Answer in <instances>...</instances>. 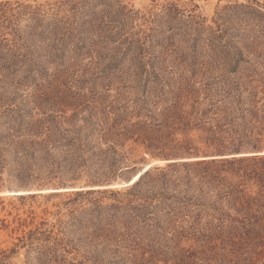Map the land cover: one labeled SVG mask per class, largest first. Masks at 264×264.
Listing matches in <instances>:
<instances>
[{
  "label": "rangeland",
  "instance_id": "obj_1",
  "mask_svg": "<svg viewBox=\"0 0 264 264\" xmlns=\"http://www.w3.org/2000/svg\"><path fill=\"white\" fill-rule=\"evenodd\" d=\"M261 75L264 0H0V264H143L133 262L150 257L143 245L164 258L173 236L202 246L193 234H87L74 220L89 205L71 201L77 191L125 192L149 164L264 154L218 153L206 102L172 109L178 93L205 90L183 77ZM115 121L143 127L110 148L100 125ZM52 227L35 234L43 251L24 245Z\"/></svg>",
  "mask_w": 264,
  "mask_h": 264
},
{
  "label": "trees",
  "instance_id": "obj_2",
  "mask_svg": "<svg viewBox=\"0 0 264 264\" xmlns=\"http://www.w3.org/2000/svg\"><path fill=\"white\" fill-rule=\"evenodd\" d=\"M122 26L119 30L125 27ZM108 35L114 37L113 34ZM144 65L147 63L142 64L143 73ZM149 75L154 80L160 79L154 71ZM197 79L183 77L182 83L190 89L200 84L205 90L178 93L172 109L179 108L183 98L197 104L208 103L213 112L209 130L220 142H217L221 147L218 153L264 149L263 137H259L264 136V75L239 79ZM214 85L222 87L215 91L212 90ZM142 127L141 123L131 127L120 121L110 126L100 125L103 137L110 139L107 142L110 148L120 142V138H127L133 130L140 132ZM180 165H183L184 171L177 169ZM180 165L155 167V171L150 169L125 192L77 191L76 198L71 202L80 201L83 207L86 204L89 206L83 213L87 217L74 222H78L87 234L171 232L203 237L202 246L185 248L173 236L171 258L155 253V249H150L155 248L152 244H147L148 250L143 245L145 252L152 253L149 258L135 259L134 263L264 264V154ZM142 184L147 185V191L137 190ZM106 197L113 201L106 204ZM133 225H136V231L131 228ZM29 234V239H22L24 245L41 252L46 248L47 240L37 238L35 234H56V231L53 227L45 230L38 228ZM137 238L142 240L140 236ZM131 242L135 243L132 246L134 250L142 248L140 240ZM57 248L64 247L57 243ZM95 257L94 263L101 264L100 259Z\"/></svg>",
  "mask_w": 264,
  "mask_h": 264
},
{
  "label": "water",
  "instance_id": "obj_3",
  "mask_svg": "<svg viewBox=\"0 0 264 264\" xmlns=\"http://www.w3.org/2000/svg\"><path fill=\"white\" fill-rule=\"evenodd\" d=\"M152 166H153V164H149L147 168L145 167V168L141 171V173L144 174V173L147 172V171L149 170V168H151ZM142 174H141V175H142ZM141 175H140V176H141ZM134 183H135V182H132V180H130V181L128 182V185H133ZM79 190H80V189H79Z\"/></svg>",
  "mask_w": 264,
  "mask_h": 264
},
{
  "label": "bare ground",
  "instance_id": "obj_4",
  "mask_svg": "<svg viewBox=\"0 0 264 264\" xmlns=\"http://www.w3.org/2000/svg\"><path fill=\"white\" fill-rule=\"evenodd\" d=\"M148 166H146V168H147ZM140 174L141 173H138V174H136L135 176H134V178H132V182H135L136 180H138V178H140Z\"/></svg>",
  "mask_w": 264,
  "mask_h": 264
}]
</instances>
